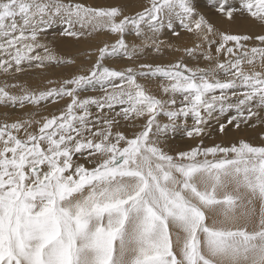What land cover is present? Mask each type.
Here are the masks:
<instances>
[{"label":"snow or ice","instance_id":"1","mask_svg":"<svg viewBox=\"0 0 264 264\" xmlns=\"http://www.w3.org/2000/svg\"><path fill=\"white\" fill-rule=\"evenodd\" d=\"M57 25L62 37L115 38L51 87L0 85V105L23 112L0 121V264H264V133L204 143L213 121L221 136L264 128V0H148L131 14L118 2L0 0V73L74 65L40 41ZM177 27L197 37L183 56L208 66L136 62ZM122 58L132 63H106ZM153 79L160 95L140 82ZM60 101L51 115L23 111ZM176 136L196 143L170 154Z\"/></svg>","mask_w":264,"mask_h":264},{"label":"rangeland","instance_id":"2","mask_svg":"<svg viewBox=\"0 0 264 264\" xmlns=\"http://www.w3.org/2000/svg\"><path fill=\"white\" fill-rule=\"evenodd\" d=\"M77 2L84 3L86 5H91V6L107 5V4H110V3L118 2V3H120L121 5L124 6L126 14H131V13L135 12V11H132L134 7H137L136 11H139V10H141L142 6H146L147 5L148 0H77ZM136 2H137V4L135 5ZM218 23L219 22H215L214 24L218 25ZM62 27L63 26H61V25H57L54 32L50 30L44 36L45 37H50V39H51L50 41H52V42H49L50 44H48V46L50 47V49L52 50V52L55 55L57 54L56 56L62 57V58L66 57V59L67 58H71L73 60L75 59V64L74 65H68L67 66V65H55V64H52V65H47L43 70H40V69L31 70L30 69V70L26 71L25 73H22V74H27V73L28 74L22 79L21 78L16 79L17 82H16V80H13V81L11 80V81H5L4 82L3 79L7 78L8 76L5 77L2 73H0V84L1 85H3L4 83H8V84H11V85H17L18 84V85H21V86H26L29 89H43V88H46V87H51L53 85H48L47 84L48 80L59 82V81H62L63 79L69 78L72 74L76 73L77 71L86 69L89 66H91V63L96 58L95 50L98 49L99 47H101L102 44H104V42L105 43L106 42H108V43L110 42L111 43L114 40V38H115L113 35H111L110 33H107L106 31H103V30H101L99 32L98 31L91 32V34L89 35L88 34V32L90 31L89 29H84L83 31L85 32V35H83V36H81L79 38L62 37V36L59 35V32L62 30ZM216 27H218V26H216ZM223 29H221V31H224ZM247 29L252 31L251 27H247ZM77 30H81V29H79V27L77 26ZM231 30H233V32H231ZM231 30L229 31L231 33H235V31H239L240 32V30H236V29H231ZM177 31L180 33V35L178 37L172 35L171 32H169V34H168V32L165 33V37L166 38H164L163 34H162L163 37L161 35L158 37L159 40H161V41H165L166 40L167 43H168L167 44L165 42L168 47H165V44L163 43L164 44L163 46L165 48L163 46H161L162 47L161 51H160L161 53H156V52H153L151 50H149V52H148V50H147V51L144 52V54H142L140 56V57H142V59H140V57H139L136 60V62L137 63H139V62L140 63H146V62L150 63L151 62L152 64H156V63L160 62L159 64H169V63H174L176 60L181 59L183 57L184 60L186 59L185 62L188 59L187 62L189 64H191V66H193V67L197 66V64L200 67H206V66H201V65H208V62H206L204 60H201V61L199 60L197 62H194V61L190 62V58L189 57H184L183 56V51L182 50L185 48V46H183V45H186L187 41H188V44H187L188 46L186 45V47L193 46L194 43L197 42L195 40V38L197 39V37L195 35H193V34H190V33L186 32L185 30H183L182 28H179V27H177ZM225 32H227V31H225ZM50 35H52V36H50ZM53 35H54V38H53ZM109 35H111V36H109ZM126 38H127L128 42L131 41V43H133L135 41L134 43H139L138 42L139 40L136 37H134L133 35H128ZM178 38L179 39L181 38L180 40H182V42L180 40H178V42L181 43V44L179 45V43H178V46L176 48H174V43H176ZM169 39H171V42L169 41ZM184 39H186V40H184ZM46 40H47V38H46ZM55 40L58 41V42H56ZM132 40H134V41H132ZM172 40H174V42ZM189 40H191V41L195 40V41L191 43V41H189ZM131 43H129V44H131ZM184 43H186V44H184ZM169 45H171V47ZM64 46H66V47L64 48ZM87 48H88V50H87ZM177 49H180V51H177ZM172 50H174V51H172ZM168 51L169 52H173V53L171 55H169ZM174 52H175V54H174ZM60 53H61V55H60ZM90 53H91V55H89ZM129 62L132 63L131 61H128L127 59H123V58L122 59H114V60H112V63H111L110 60L106 61V63H109V64H111V65H113L115 67H118V68H122V67L128 65ZM166 62H168V63H166ZM83 66H84V68H83ZM77 67L78 68L80 67V68L78 69ZM33 71H35V73ZM49 71H51V73H49ZM46 73L49 74V76ZM14 75L17 76V75H20V74H14ZM48 77H50V78H48ZM142 81L143 80H141L140 82L144 83L145 86L148 89H150V91H151V89L154 86L155 90H153L154 89L153 88L152 89L153 91H151V92H153V94L160 95V92L157 91V90H159L158 86H159V84L162 81L156 80V79H153L152 81H146V82H148L147 84H150L148 86H147L146 82H144V81L142 82ZM149 87H151V88H149ZM16 88H17V90H16ZM16 88H11L9 90L10 91L12 90L13 92L19 94L20 91H21V88H19V87H16ZM156 88H158V89L156 90ZM96 94L97 93L89 90L88 92H82L80 95L81 96H86V95H96ZM64 104H65V101H60V102H58L56 104L48 103L46 105H41L38 109H34L31 106H28L23 111H36L38 113L37 114V118H39L40 116L51 115L53 113L58 112V110L61 109L64 106ZM13 109L14 108L4 107L3 105H0V121H4V119L8 120V121H12V120H15L17 118H20L23 115V112L21 110L14 109V111H13ZM232 114L234 115L235 113H232ZM227 115L228 114H225V117H223V118L221 117V122H224L227 119ZM160 119L162 121H164L166 118L161 116ZM188 123H190V124L192 123L191 119L188 120ZM213 123H214L215 126L213 125ZM215 128H216V124H215V121H213L212 125H211V128L209 130V134L204 137L205 145L208 144L210 146L211 142H212V143H216V144H222L223 143V145L227 146V145H229L231 143L237 142L239 139H244V138L246 140H248L249 142L253 143V144H260L262 142V140L260 138L261 137V133H264V131L263 132H260V131H256L255 132L254 128H249V127L241 125V127H240L241 129L240 130L236 129V128L232 127V126H229L227 135L221 136L220 134H216L218 132H216L214 130ZM244 128H246V129H244ZM255 128H257V127H255ZM252 131H254V132H252ZM257 132H260V134L258 135ZM252 134H254V135H252ZM237 135H238V137H237ZM205 138H213V140L208 142V141H205ZM230 138H231V140L232 139L233 140L238 139V140H235V141L232 140L233 141L232 142L230 140ZM225 140H228V141H225ZM180 141H182V142H180ZM194 143H196V141H192V140H189L187 138H181L180 136H176L173 141L170 140L169 143L167 145H165V149H166V151H169L170 154H174V152L179 150L180 148H181L180 150H183V149L185 150L189 145H192ZM174 146H175V148H174ZM169 148H170V150H169Z\"/></svg>","mask_w":264,"mask_h":264},{"label":"bare ground","instance_id":"3","mask_svg":"<svg viewBox=\"0 0 264 264\" xmlns=\"http://www.w3.org/2000/svg\"><path fill=\"white\" fill-rule=\"evenodd\" d=\"M133 4V3H132ZM137 4V2L135 3V5ZM134 5V6H135ZM137 10V7H134L133 8V10L132 11H136ZM212 22L213 23H215V22H219L218 23V25H216V26H218L217 28L219 29V30H221V29H223L224 31H227V32H229L231 29H236V30H240V32L241 33H243V32H249L250 30L249 29H247V27H251L252 29V31H255L256 29H254L247 21H243V20H241V19H237L236 21H234V22H227V21H224V20H219V19H215V18H213V20H212ZM99 32V31H98ZM107 32V31H106ZM231 32H233V30H231ZM230 32V33H231ZM240 33L239 31H235V33ZM108 33V32H107ZM166 33V32H165ZM165 33H163V35H164V38H166L165 37ZM168 34H169V32H168ZM50 36H52V35H50ZM109 36H111V35H109ZM162 36V35H161ZM56 37V36H55ZM60 37V36H59ZM163 37V36H162ZM46 38H47V40H46ZM52 38V37H51ZM53 38H54V35H53ZM58 38V37H57ZM110 38V37H109ZM113 38V37H112ZM161 38V37H160ZM195 38V37H194ZM60 39V38H59ZM58 39V40H59ZM127 39V38H126ZM130 39V38H129ZM134 39V38H133ZM136 39V38H135ZM181 39V38H180ZM179 38L177 39V41H176V43H174V48H176L177 46H178V40H180ZM188 39V38H187ZM51 39H50V37H45V36H42L41 38H40V41H41V43H45V44H50L49 42H52V41H50ZM54 40V39H53ZM57 40V39H56ZM55 40V41H56ZM104 40V39H103ZM113 40V39H112ZM184 40H186V39H184ZM195 40L197 41V39L195 38ZM194 40V41H195ZM105 41V40H104ZM108 41V40H107ZM132 41H134V40H132ZM169 41L171 42V39H169ZM173 42H174V40H172ZM181 42H182V40H180ZM189 41H191V40H189ZM193 40L191 41V43L192 42H194ZM56 42H58V41H56ZM55 42V43H56ZM103 42V41H102ZM135 42V41H134ZM133 42V43H134ZM139 42V41H138ZM164 42V44H165V47H168L167 46V41L165 40V41H163ZM167 44H166V43ZM185 42V41H184ZM105 43V42H104ZM108 43V42H107ZM110 43V42H109ZM129 43H131V41L129 42ZM53 44V43H52ZM102 44V43H101ZM163 44V45H164ZM172 44V43H171ZM181 43H179V45H180ZM184 44H186V43H184ZM187 44H188V41H187ZM186 44V45H187ZM57 45V44H56ZM103 45V44H102ZM162 45V46H163ZM186 45H183V46H185L186 47ZM191 45V44H190ZM189 45V46H190ZM59 46V45H58ZM61 46V45H60ZM188 46V45H187ZM56 47V46H55ZM66 46H64V48H65ZM87 47V46H86ZM164 47V46H163ZM164 47V48H165ZM171 47V46H170ZM192 47V46H191ZM162 48V47H161ZM179 48V47H178ZM86 50V49H85ZM87 50H88V48H87ZM168 50V49H167ZM172 51H174V50H172ZM89 52V51H88ZM148 52H149V50H148ZM169 52V51H168ZM82 53V52H81ZM161 53V52H160ZM173 52H169V55H171ZM67 54V53H66ZM88 54V53H87ZM144 54V53H143ZM174 54H175V52H174ZM57 55V54H56ZM60 55H61V53H60ZM144 56V55H143ZM158 56V55H157ZM66 58V57H65ZM75 58V57H74ZM145 58V57H144ZM80 59V58H79ZM140 59H142V57H140ZM75 60V59H74ZM144 60V59H143ZM176 60V59H175ZM186 60V59H185ZM199 60L201 61V60H203L202 58H199ZM198 60V61H199ZM111 61V63H112V60H110ZM171 61V60H170ZM187 61H188V59H187ZM186 61V62H187ZM191 61H194V60H191V58H190V62ZM143 62V61H142ZM194 62H197V61H194ZM140 63V62H139ZM147 63V62H146ZM151 63V62H150ZM160 63V62H159ZM166 63H168V62H166ZM188 63V62H187ZM129 64H130V62H129ZM189 64V63H188ZM194 64V63H193ZM192 64V65H193ZM68 66V65H67ZM189 66H191V64H189ZM201 66H208V65H201ZM82 67V66H81ZM90 67V66H89ZM122 67V66H121ZM193 67V66H192ZM78 68V67H77ZM80 68V67H79ZM78 68V69H79ZM83 68H84V66H83ZM63 69V68H62ZM46 71V70H45ZM52 71V70H51ZM51 71H49V73H51ZM34 73H35V71H33ZM53 73V72H52ZM28 74V73H27ZM27 74H20V75H17V76H15L14 74L12 75V74H9L8 75V77L7 78H4L3 79V81L5 82V81H13V80H16V79H19V78H24ZM32 74V73H31ZM47 74V73H46ZM48 76H49V74H47ZM53 77V76H52ZM28 78V77H27ZM26 78V79H27ZM32 78V77H31ZM46 78V77H45ZM48 78H50V77H48ZM16 82H17V80H16ZM35 82V81H34ZM143 82V81H142ZM144 82H146V81H144ZM148 82H146V84H147ZM150 83V82H149ZM153 84V83H152ZM157 84V83H156ZM1 85V84H0ZM148 85H150V84H147V86ZM154 85V84H153ZM152 85V86H153ZM158 85V84H157ZM156 87V86H155ZM149 88H151V87H149ZM153 88H154V86H153ZM152 88V89H153ZM151 89V91H153V90H155V88L152 90ZM158 88H156V90H157ZM14 90V89H13ZM16 90H17V88H16ZM150 90V89H149ZM12 91V90H11ZM157 91H159V90H157ZM19 93V92H18ZM8 111V110H7ZM10 111V110H9ZM13 111H14V109H13ZM11 112V111H10ZM15 113V112H14ZM38 114V113H37ZM10 115V114H9ZM8 115V116H9ZM6 116V115H5ZM7 117V116H6ZM225 117V116H224ZM223 118V117H222ZM9 119V118H8ZM225 119V118H224ZM5 120V119H4ZM166 120V119H165ZM190 122V121H189ZM190 124V123H189ZM216 124V123H215ZM213 125H214V123H213ZM215 126V125H214ZM242 126H244V125H242ZM241 128H239V130H240ZM244 129H246V128H244ZM248 129V128H247ZM215 130V129H214ZM238 130V131H239ZM250 130V129H249ZM253 130V129H252ZM254 130H255V132L256 131H260V132H263L264 131V128H261L260 126H257V128H254ZM247 131V130H246ZM252 132H254V131H252ZM260 132H257L258 133V135L260 134ZM234 133V132H233ZM213 134V133H212ZM216 134H219V133H216ZM255 134V133H254ZM254 134H252V135H254ZM248 135V134H247ZM220 136V135H219ZM233 136V135H232ZM218 137V136H217ZM230 137V136H229ZM237 137H238V135H237ZM236 138V137H235ZM254 138V137H253ZM261 138V137H260ZM245 139V138H244ZM211 140H213V138H205V141H211ZM230 140H231V138H230ZM233 140V139H232ZM231 140V141H232ZM235 140H238V139H235ZM235 140H233V141H235ZM173 141V140H172ZM225 141H228V140H225ZM232 141V142H233ZM180 142H182V141H180ZM207 142V143H208ZM211 144H213L212 142H211ZM223 144V143H222ZM226 144V143H225ZM180 145V144H179ZM208 145V144H207ZM227 145V144H226ZM170 146V145H169ZM168 146V147H169ZM177 147V146H176ZM174 148H175V146H174ZM172 149V148H171ZM181 149V148H180ZM179 149V150H180ZM166 150V149H165ZM169 150H170V148H169ZM177 150V149H176ZM184 150V149H183ZM173 151V150H172Z\"/></svg>","mask_w":264,"mask_h":264}]
</instances>
